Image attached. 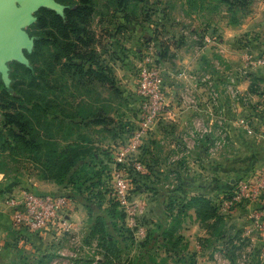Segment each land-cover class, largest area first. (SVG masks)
Listing matches in <instances>:
<instances>
[{"label": "crops", "instance_id": "crops-1", "mask_svg": "<svg viewBox=\"0 0 264 264\" xmlns=\"http://www.w3.org/2000/svg\"><path fill=\"white\" fill-rule=\"evenodd\" d=\"M167 7V15L159 10L157 12L160 17L158 22L151 20V23H147L150 34H146L152 37L149 42V39L144 35L140 36L143 29L136 28L137 26L133 22L125 31L127 33L119 34L125 35L127 41L134 40V46L127 44L128 49L132 51L130 54L132 53L134 58L128 53L124 59L115 61L114 72L118 85L124 90L125 95L128 94L127 90L123 88V82L120 80L117 71L123 69L127 73L126 69L134 70L138 66L142 57V47H145L144 38L147 39V45L154 47L156 53L158 51L156 40L167 44L166 58L158 62L165 67L168 111L145 134V141H147V135L150 136V141L147 142L150 145L151 156L146 155L145 150H142L143 146L137 156L139 155L138 158L141 159L140 155L142 154V160L145 162L150 157L155 168L162 175L166 170L165 174L172 180L170 184L173 191L172 198L183 196L184 188L189 197L203 194L209 198L232 184V180L237 181L236 178L232 177L228 183L222 175L241 169L246 162L247 167L251 164L258 166L263 159L260 155L264 154L262 139L257 135L248 134L237 122L238 118L243 115L249 117L254 115L250 111L251 106L234 111L229 97L223 94L220 103L212 110L209 106L208 87L204 78L206 75H210L214 79L216 87L222 89L227 74L235 72L237 67L242 64L246 50L257 47L260 54H264V44H261V41H264V31H262L264 0H252L244 12H235V14L233 11H229L227 4L219 0H197L196 5L189 4L188 0H168ZM136 15H140L142 20L145 19L141 8ZM134 30H139L136 38L132 36ZM124 47L122 48L126 53L127 48ZM120 64L121 66H119ZM133 81L136 82L135 89H133L138 90V77ZM258 83L264 86V70L250 72L247 77L239 82V89L249 93L253 100H259L264 97V94H257ZM137 98L140 102L139 96ZM194 99L196 102L198 101V108L193 106ZM213 115L216 118L219 115L228 116L231 132L227 145L216 157L208 160L207 144L210 138L208 137L209 140L199 138L194 140L192 134L200 127L196 123L198 120L204 124L212 119ZM126 119L136 125V128H139L141 125L140 105L135 116L126 117ZM255 119L252 120L254 125L259 126V128L264 125V113L259 114V117ZM185 137H189V139L185 141ZM119 141L121 140L117 138L116 141L113 139L111 142L110 150H113V153L118 154L120 151ZM130 163L131 161L127 160L117 164L121 168H128ZM222 169H226V173ZM253 170H246L247 172L245 171L243 174H249ZM193 175H197L202 181L195 185H187L190 180L188 177ZM179 184H183L182 187ZM135 199L148 201L142 195ZM256 207V205L248 203L232 211L219 208L217 215L206 222H202L197 216L195 208H189L186 216L189 220L185 225L184 237L189 242L190 253L195 255L196 260H204L210 264L212 263L211 260L217 261V254L221 253L222 255L225 253L224 256L232 260L227 256L228 244L225 243V240L229 238L230 240L233 239L232 243H234L230 246L247 245L248 253L243 251V255L251 256L250 252L252 253L256 247L257 249L264 247V232L255 228L252 219ZM67 215L73 223V227L71 231L63 232V234H78L79 236L75 238L78 239L79 245L85 248L84 241L80 239V235L85 233V229L78 212L75 210V205ZM81 217H84V214ZM11 227L13 228L12 225ZM52 229L55 231H50ZM246 232H249L250 241L246 239L245 243L244 240H240V237L246 235ZM36 233H48L51 237H55L52 236L53 234L57 237L60 235L56 228ZM236 250V255H239L238 249ZM241 256L235 260H242ZM252 256L249 257V260H257L255 254ZM93 260H100V258Z\"/></svg>", "mask_w": 264, "mask_h": 264}, {"label": "trees", "instance_id": "trees-1", "mask_svg": "<svg viewBox=\"0 0 264 264\" xmlns=\"http://www.w3.org/2000/svg\"><path fill=\"white\" fill-rule=\"evenodd\" d=\"M57 1L66 5L65 10L59 13L49 8H41L36 13V22L28 30L35 42L33 50L31 52L26 51L30 65L15 62L20 68L25 69L28 76L22 79L23 82L19 86H5L3 92H1L0 102L5 103L1 106L4 110V124L9 128L10 137L20 150L31 152L39 159L42 149L47 148L46 154L49 155V160L44 162L43 167L49 173V176L45 177L53 179L58 185L65 188H71V193H73L71 198H75V200L87 206L88 209L93 210V214L96 212L99 214L98 209L102 207V201L106 197L105 194L100 193L101 190L95 191L96 186H99L98 184L101 182L100 175L97 176L95 173L83 178L80 171H77L79 170L77 167L78 162L82 158L86 159L85 156L88 154L87 150L84 149L86 147L69 145L61 149L56 143H50L54 138L52 127L56 123L57 128L66 126L70 130L73 129L74 124L84 127L93 124L102 126L112 135L115 141L119 138L124 142L126 137H130L136 128L135 125L127 119L123 120L122 114L117 113L114 116L110 110L103 106V104H108V101L104 100L101 102L103 104L100 105L99 102L96 104L95 102H86L82 97L78 100L75 98H77V92L80 89L93 87L92 89L96 90L97 86L108 87L114 96H125L124 90L118 85L113 65L118 59L121 60L127 56L122 48L123 45L116 38L136 20V10L139 7L144 14V21H149L151 13L157 14L159 10L150 7L149 13L146 9L149 7V0H111L115 3L116 9L113 10L110 20H107L109 26H103V22L106 20L103 19L104 16H101L102 19L98 21L96 30L94 27L96 13L94 0ZM219 1L227 4L229 11H233L234 14L235 12H244L252 2V0ZM188 2L191 5H196L197 0H188ZM165 10L162 12L167 15ZM118 14L121 15L119 21L116 20L117 17L119 18V16H116ZM112 26L113 28H110ZM98 28L100 29L99 35ZM105 33L109 38L107 42L103 40ZM155 43L158 48L157 61H162L167 55V44L158 40ZM37 59L40 60L43 66L34 65ZM72 88H75L76 91H73ZM88 93L90 94L91 91ZM42 125L45 126L46 139H43L44 135H41L40 126ZM125 134H127L126 137ZM149 148V143L145 141L142 150H145L146 155L151 156ZM95 156H97L96 152L93 153L91 158ZM141 156L142 154L140 155L142 159ZM147 159L145 162L146 170L140 172L132 167L133 170L129 178L136 185V190L141 193L146 191L162 193L161 189L163 187L156 186L150 180L154 178L161 181L162 174L155 168V164L150 157ZM89 166L90 164H88ZM244 176L242 175L239 179ZM182 185L179 184L180 187ZM233 188L234 184L232 183L209 198L203 194L189 197L185 190L183 196H180L181 202L176 203L178 204L176 214L172 213L170 216L174 225L169 224L171 225V233L176 230V222H180V217H186L187 210L191 207L195 208L197 216L202 222L216 216L220 208L219 202H217L218 194H229ZM87 190L91 193L89 196H86L88 195L86 194ZM172 193V189H169L166 190L165 194L172 196ZM109 199L111 201L109 205L111 208L109 209L111 210H107V213L114 216L117 213L119 202L117 200L115 202L112 197H109ZM143 215H147V210ZM96 217L89 235L91 237L100 236V244L103 247L106 242L105 238L110 233L107 232L104 216ZM121 230L120 234L124 236V231H127L124 225L121 226ZM150 236L151 240L155 235ZM161 241L167 245L168 249L171 248L177 252L178 243L166 239ZM232 242L233 239L230 240V238L225 240V243L228 244L227 256L235 260V257L237 258L236 249H239L240 246H230L234 244ZM202 245L204 246L203 243ZM105 249L106 257L112 250ZM188 259L191 260L189 264H195L196 259L193 253L189 254ZM102 260L105 261L99 264H107L106 258Z\"/></svg>", "mask_w": 264, "mask_h": 264}, {"label": "rangeland", "instance_id": "rangeland-1", "mask_svg": "<svg viewBox=\"0 0 264 264\" xmlns=\"http://www.w3.org/2000/svg\"><path fill=\"white\" fill-rule=\"evenodd\" d=\"M96 6V13L94 17V27L97 30L98 21L101 16H104L103 26H109L107 20L109 21L112 15L113 10L116 9V5L111 0H94ZM168 0H149V7L147 11L150 13V9L153 8L160 10L161 12L167 7ZM151 7V8H150ZM136 13L140 12V7L136 10ZM155 12V11H154ZM144 15V14H143ZM116 20H121V15H116ZM135 16V15H134ZM151 19L149 21H144L140 15H136V20L133 22L137 26L136 28H142L141 35L146 33L150 34L149 24L152 21L158 22L160 18L158 14L151 13ZM34 24V23H33ZM31 25L27 28L29 30ZM110 28H113L110 27ZM262 31H264V25L262 26ZM98 35L100 34V29L98 28ZM124 33H127L124 31ZM138 31H133L132 36L136 38ZM123 34V32H121ZM143 38V37H141ZM124 48H127L126 54L132 52L128 49V46H134V40L127 41L125 35H118L116 38ZM105 42L109 40L107 34H104ZM150 40H148L149 42ZM148 42L143 40L145 47H142L141 54L144 56L149 51H151V45H147ZM261 44H264V41H261ZM130 48V47H129ZM254 51L260 52L257 50V47H253ZM129 51V52H128ZM132 56V53L130 54ZM134 58V56H132ZM137 59V58H136ZM15 62L12 61L9 63L10 66V82L6 83L0 74V95L3 92L5 86H19L23 81V78L28 76L24 68H20ZM140 63V62H139ZM138 63V65H139ZM22 64V63H21ZM35 66H43L40 63V60H35ZM121 66V64L119 65ZM139 67H135L134 70L126 69L127 73L121 69L118 72L120 80L123 82L124 89L127 90L128 94L124 97L114 96L111 92V89L108 87L97 86V89L82 88L77 92L78 100L80 97L86 100V102H95L100 105L102 101H108V104H103L111 113L115 116L117 113L123 115V120L126 117L132 118L136 114L140 102H138L137 90L135 89L136 82L133 81L138 77ZM128 76V77H125ZM28 80V79H27ZM119 80V81H120ZM134 82V83H133ZM26 85V84H25ZM122 85V86H123ZM24 86V85H23ZM134 88V89H133ZM16 89V88H15ZM91 89V90H89ZM73 91H76L75 88ZM91 91L89 94L88 92ZM94 91V92H93ZM256 91L258 95L264 94V86L260 83L257 84ZM81 93V94H80ZM131 93V95H130ZM140 99V98H139ZM75 100V101H76ZM5 103L0 102V264H99L106 258L107 264H189L191 260L188 259L190 253L189 242L186 241L184 237L185 225H187L189 218L180 217V222H176V227L174 233H171V225H173V219L170 216L176 214L178 204L180 203V198L177 196V199H173L171 195L165 194L166 190L171 189L170 185L172 180L163 172L162 180L157 181L154 178L150 180L153 181L156 186H162V193H155L154 191L139 192L136 190V185L131 182V193L132 197L136 198L139 195L144 196L147 201V215H143L138 218V223L141 226H144L147 231L146 236H139L137 234L136 228H133L129 225L127 220V214L124 209L117 204V213L114 216H111L107 213L110 202L109 197H112L115 202L114 197V171L117 169H124L130 177L132 169V162L128 168H121L117 163L121 162L117 159V154L110 152V144L113 141L112 135L108 133L102 126L88 125L86 127L78 124L72 126L73 129H67L64 127H56V123L52 127V133L54 138L52 142L56 143L61 149L66 148L69 145H82L85 146L87 150L86 159H81L77 167L79 168L80 175L88 177L91 175L98 174L101 177V182L96 186V190H101V194H105L106 197L103 199L101 208L98 209L99 214L94 213L93 210L87 208L80 201L71 198L73 193H71V188H65L61 185H58L53 179H50L49 173H47L43 167L44 162L49 160V155H47V148H43L41 154L35 156L33 153L28 151H23L17 148L13 139L10 137V130L4 124V110L1 106ZM234 110V109H233ZM56 121V120H55ZM136 127V125H135ZM137 129V128H135ZM41 135L43 139H46L45 126H40ZM127 134H125L126 137ZM129 137L124 139V142L119 141L120 145L124 144ZM150 139L149 134L147 135L146 140ZM121 140V139H120ZM150 141V140H149ZM122 146V145H121ZM96 152L97 156L91 158L93 153ZM264 159V154H260ZM259 155V156H260ZM263 155V156H262ZM139 157L135 156L133 159ZM261 159V158H260ZM261 160L260 165L251 164L247 167L246 163L239 170H234L228 172V174L222 175L224 180L230 183V178L234 177L239 179L240 176L247 170L251 171L252 169L264 165V160ZM262 163V164H261ZM88 164L90 166L88 167ZM246 165V167H245ZM244 168V169H243ZM226 173V169H222ZM246 171V172H247ZM162 174V173H161ZM244 175V174H243ZM189 183L187 185H195L200 183L202 180L198 178L197 175L188 177ZM187 187V186H186ZM188 188V187H187ZM22 190H28L39 194H53V195H65L70 196V198L75 202V210L80 216L82 221L85 233L80 235L81 241H84L86 247H81L77 238L79 235H73L71 233H59L60 235L53 234L51 237L47 234H40L36 232L22 231L19 232L11 227L12 225V216L9 213V209L6 206V201L11 194L17 193ZM94 192V190L92 189ZM59 193V194H56ZM182 193H185V188ZM86 196H89L91 193L86 192ZM96 202V201H95ZM96 206V205H93ZM84 214V217H81ZM105 214V215H104ZM104 216V222L107 226V232L109 231V236L105 238L106 242L102 247L100 244V236H90L89 232L94 222L96 221V216ZM170 218L168 219L167 218ZM171 223V225H169ZM127 229L124 231L125 234L122 236L120 234L121 226ZM13 226V225H12ZM82 230V231H83ZM50 231H55L54 229ZM243 231V230H242ZM154 234L155 236L151 238L150 235ZM103 235V234H102ZM175 236V237H174ZM175 238V239H174ZM242 240L246 243V239L250 241V238L245 236L241 237ZM168 240L171 242L178 243L177 252L174 249L167 247L166 244L161 240ZM176 240V241H175ZM247 245H241L238 249L237 257L243 255V251L246 252ZM256 247V246H255ZM112 250L109 255H106V249ZM196 252V251H193ZM261 249L255 248L250 252L251 256L255 254V259L257 260H222L216 261L211 260L210 264H264V257L260 255ZM248 251L246 252V254ZM243 257V256H241ZM100 258V260H93ZM110 259V260H108ZM236 259V257H235ZM214 261V262H213ZM216 261V262H215ZM195 264H209L204 260H195Z\"/></svg>", "mask_w": 264, "mask_h": 264}, {"label": "built area", "instance_id": "built-area-1", "mask_svg": "<svg viewBox=\"0 0 264 264\" xmlns=\"http://www.w3.org/2000/svg\"><path fill=\"white\" fill-rule=\"evenodd\" d=\"M152 47V46H151ZM149 47V48H151ZM156 50L151 48L143 56L138 67V95L140 98L141 125L133 130L129 139L121 146L117 154L119 161L130 160L132 166L140 172L146 170L145 161L133 159L139 153L144 144L145 134L153 125L168 111V100L166 94V74L163 64L157 61ZM255 70H264V54L246 50L243 62L235 72H229L225 78L222 89H218L214 79L206 75L205 82L208 87L209 106L213 110L220 103L224 94L232 102L234 111L251 106L250 117L243 115L237 122L250 135H257L264 142V125L259 128L253 121L264 113V97L253 100L249 93L239 89V82ZM193 106L198 108V101L193 100ZM256 120V119H255ZM230 118L226 115H215L206 123L198 120L200 126L192 134V138L209 140L207 144V159H213L227 145L230 137ZM252 121V122H251ZM191 137V136H190ZM189 137H185L187 141ZM131 179L124 169L114 171V197L127 214V220L131 227L136 228L139 236L146 235V228L139 225L138 218L147 210V202L143 199H135L131 193ZM217 202L222 210L232 211L243 205L252 203L256 205V211L252 214L253 223L258 231L264 232V165L254 170L234 183L231 193L218 194ZM75 202L65 195L39 194L28 190H22L11 194L6 206L12 216L13 228L17 231L42 232L51 228L58 229L59 233L72 230L73 223L68 219V212L74 208ZM250 238L249 232L244 235ZM249 240V239H248ZM225 253L217 254L218 262L230 260L224 256ZM261 257H264V247L261 248ZM250 255H243L242 260H248Z\"/></svg>", "mask_w": 264, "mask_h": 264}, {"label": "water", "instance_id": "water-1", "mask_svg": "<svg viewBox=\"0 0 264 264\" xmlns=\"http://www.w3.org/2000/svg\"><path fill=\"white\" fill-rule=\"evenodd\" d=\"M41 8L61 13L66 5L57 0H0V74L6 83L10 82V62L30 65L26 51L31 52L35 42L27 28L36 22ZM144 37L152 39L148 34Z\"/></svg>", "mask_w": 264, "mask_h": 264}]
</instances>
